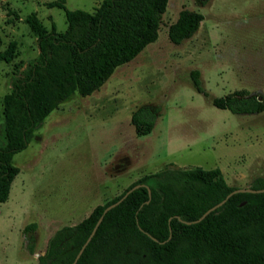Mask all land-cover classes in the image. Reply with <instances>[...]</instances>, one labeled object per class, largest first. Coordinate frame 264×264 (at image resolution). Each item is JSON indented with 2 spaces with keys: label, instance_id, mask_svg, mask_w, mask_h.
<instances>
[{
  "label": "rangeland",
  "instance_id": "obj_1",
  "mask_svg": "<svg viewBox=\"0 0 264 264\" xmlns=\"http://www.w3.org/2000/svg\"><path fill=\"white\" fill-rule=\"evenodd\" d=\"M59 0H0V141L2 100L11 81L38 57L24 19L35 13L49 31L67 29ZM68 10L93 13L103 0H63ZM183 9L204 16L197 33L172 44L168 28ZM199 72L202 93L193 86ZM244 90L264 100V0H168L156 42L118 67L91 96L74 93L12 159L19 174L0 203V264H36L48 240L120 196L145 175L165 169L219 168L226 183L248 188L264 178V112L234 115L212 106ZM148 109L153 130L139 137L132 115ZM35 223L36 228L24 232Z\"/></svg>",
  "mask_w": 264,
  "mask_h": 264
},
{
  "label": "trees",
  "instance_id": "obj_2",
  "mask_svg": "<svg viewBox=\"0 0 264 264\" xmlns=\"http://www.w3.org/2000/svg\"><path fill=\"white\" fill-rule=\"evenodd\" d=\"M202 6L209 0H198ZM168 0H103L88 13L68 10L63 0L47 3L64 11L67 29L47 30L35 13L24 22L36 37L38 57L22 76L11 81L2 100L5 143L0 141V203L8 200L19 174L13 156L33 139L34 132L74 93L88 97L99 91L118 67L134 60L157 41ZM204 16L183 9L168 28L174 45L192 38ZM10 45L0 61L11 62ZM193 86L202 93L199 72ZM212 106L234 115L264 112V100L240 90L213 98ZM136 134L148 135L154 118L148 109L131 117ZM133 190L108 211L76 264H264V192L236 193L198 223L207 210L235 189L219 168L165 169L145 175L120 196L96 206L74 226L57 230L36 264H72L104 209ZM251 189L264 190V178ZM36 228L32 223L24 228Z\"/></svg>",
  "mask_w": 264,
  "mask_h": 264
},
{
  "label": "water",
  "instance_id": "obj_3",
  "mask_svg": "<svg viewBox=\"0 0 264 264\" xmlns=\"http://www.w3.org/2000/svg\"><path fill=\"white\" fill-rule=\"evenodd\" d=\"M140 185H136L134 187H132L131 189H129L125 194L124 196L119 199L117 202L107 206L102 215L100 216V218L97 220L92 232L90 233L89 237L87 238V240L85 241L84 245L82 246V248L80 249L78 255L76 256V258L74 259L73 263L72 264H76V262L78 261L80 255L82 254L83 250L86 248V246L89 244V242L91 241L92 237L94 236L96 230L98 229L99 225L101 224L102 220H103V217L104 215L110 211L111 209H113L114 207H116L117 205H119L133 190H135L136 188H138ZM261 192H264V190H254V189H251L250 187L248 188H237L235 189L232 193H230L224 200H222L220 203L216 204L215 206H213L212 208H210L209 210H207L199 219H197L196 221L194 222H189L188 224H192V223H198L200 222L201 220H203L209 213H211L212 211L216 210L217 208L221 207L225 202L226 200L233 194H236V193H261Z\"/></svg>",
  "mask_w": 264,
  "mask_h": 264
}]
</instances>
